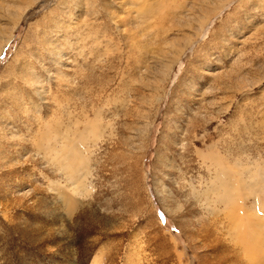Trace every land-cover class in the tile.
I'll return each mask as SVG.
<instances>
[{"label":"rangeland","instance_id":"1","mask_svg":"<svg viewBox=\"0 0 264 264\" xmlns=\"http://www.w3.org/2000/svg\"><path fill=\"white\" fill-rule=\"evenodd\" d=\"M0 43V264H255L264 0H0Z\"/></svg>","mask_w":264,"mask_h":264},{"label":"bare ground","instance_id":"2","mask_svg":"<svg viewBox=\"0 0 264 264\" xmlns=\"http://www.w3.org/2000/svg\"><path fill=\"white\" fill-rule=\"evenodd\" d=\"M200 27H202V26H200ZM0 47H1V43H0ZM247 173H248L247 181L248 180L250 181V176H251V174H254V173H252L249 168H247ZM260 181L261 180L259 179V177L257 178V176L255 175L254 178L251 179V183H252L251 186H253L251 189L256 188L255 191L256 192H260L261 191V188L259 187L260 188L259 189L258 188V185H257L258 183H260ZM261 183H263V182H261ZM242 186H243V188H245L244 189L245 190V193L243 194L244 200L245 201H248V202L252 203V205H254V207H251L253 210L255 208L259 209L260 208L259 207L260 206V202L261 201H264V200L261 199L262 197H264V193L262 194V196L261 195H257L256 193H255L256 194L255 196L254 195L252 196V194H249L250 193L249 191L251 190L250 189V184L247 183V182H244ZM250 195H251L252 198L249 197ZM249 199H251V200H249ZM248 211H249V209H248ZM244 213L245 212H242V215H244ZM255 213H256V211H255ZM256 224H257V220H256V217H255V214H253V215L245 214V222L241 224V227L238 226L239 227V230H238V233L236 232V234H237L239 240L241 241V245H242L243 241L246 239L242 235V233H241L242 228H243V230L246 229L249 232H252L251 235L252 236L254 235L255 242H251L252 243L251 245H250V243H247V242L244 244V246L247 245V244L250 245V246L249 245L245 246L246 249L243 246L244 247V250H245V253H247V256H249V257L250 256H253L254 257L255 264H264V253H263V249H259V247H258L259 246V243L262 242L261 233L258 232V231L257 232H254V231H256V229H255V225ZM258 235H260L259 238L257 237ZM243 237L245 239H243ZM93 264H96V262H93Z\"/></svg>","mask_w":264,"mask_h":264}]
</instances>
